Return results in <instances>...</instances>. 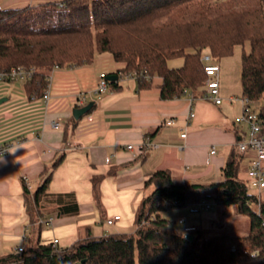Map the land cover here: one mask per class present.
<instances>
[{
  "label": "trees",
  "instance_id": "obj_1",
  "mask_svg": "<svg viewBox=\"0 0 264 264\" xmlns=\"http://www.w3.org/2000/svg\"><path fill=\"white\" fill-rule=\"evenodd\" d=\"M245 42L249 50L241 52V93L250 103L262 101L257 114L264 134V0H61L37 7L0 6V73L24 69L29 101L41 100L54 68L91 65L101 55L119 64L113 75L134 77L137 88H148L159 77L162 100L184 95L194 100L201 98L207 78L203 50L220 60ZM175 58L181 66L169 67ZM2 82L12 81L5 77ZM108 85L118 89L116 80ZM241 158L231 153L221 180L207 184L174 183L168 170L152 172L144 186L153 189L136 209L132 233L87 236L68 248L39 237L43 209L54 207L57 217L78 213L73 193L48 192L57 159L33 193L23 182L25 210L36 236L21 252L0 256V264H232L250 259L264 264V200L239 179ZM100 180L92 178L95 192ZM208 199L235 206L248 218V232L207 237L199 226L188 240L161 216L165 210L197 211L194 207Z\"/></svg>",
  "mask_w": 264,
  "mask_h": 264
},
{
  "label": "crops",
  "instance_id": "obj_2",
  "mask_svg": "<svg viewBox=\"0 0 264 264\" xmlns=\"http://www.w3.org/2000/svg\"><path fill=\"white\" fill-rule=\"evenodd\" d=\"M60 1L0 0V6L37 7ZM117 67L108 55L95 57L91 65L56 67L46 105L27 100L23 85L14 83L11 88L0 81V99H5L0 102V145H11L0 155V256L35 238L36 227L25 210L23 182L33 193L57 159L48 192L73 193L78 205L74 216L57 217L54 207L42 210V221L50 222L40 229V240L47 243L55 238L59 248L87 236L132 233L136 209L153 189L144 182L156 170H168L174 183L217 182L235 152L241 155L240 169L246 174L253 152L241 153L236 146L247 134V125L237 121L241 99L228 95L218 105L188 95L162 100L161 78H153L148 88H137L132 76H119L118 89L94 94L98 72L113 75ZM78 93L93 107L74 122L70 117ZM190 111L194 116L188 119ZM52 120L60 126L50 127ZM168 120L171 125L165 124ZM128 144L133 150L126 148ZM97 176L101 180L95 192L92 178ZM116 215L120 219L107 225L106 219ZM180 217L185 219L181 213ZM185 224L203 230L201 222L195 225L185 219ZM239 264L258 262L250 259Z\"/></svg>",
  "mask_w": 264,
  "mask_h": 264
},
{
  "label": "built area",
  "instance_id": "obj_3",
  "mask_svg": "<svg viewBox=\"0 0 264 264\" xmlns=\"http://www.w3.org/2000/svg\"><path fill=\"white\" fill-rule=\"evenodd\" d=\"M210 59L209 55H202L201 60L203 63H205L204 71L206 74V80L203 84V91L201 98L206 101H212L214 104L218 105L221 103V97L219 95V83L215 79V76L217 75L219 71V66L217 64H207L206 62ZM55 69V68H54ZM53 69V70H54ZM52 70V71H53ZM52 71L48 74V81L49 86L48 89L44 92L41 101L44 105H46L50 99V86L52 81ZM97 81L95 83L93 93L96 95L105 93L110 82L108 80L109 74L105 71H99L97 75ZM5 77L9 78L11 81L15 80H24L26 78V72L21 67L12 68L8 73L3 74L0 73V81L4 79ZM229 100H234V98H230ZM74 107L75 108H81L84 107L87 104L86 97L83 93H78L74 97ZM242 102V114L238 118V123H243L247 125V134L246 136L237 142V149L239 152L243 153L248 150H251L253 152V157L250 162V166L246 172L248 181L252 188L260 190L264 189V134L261 133V127H260V120L258 117V114L251 111L249 106L250 102H248L245 98L241 99ZM194 116V113L192 111L189 112L188 119H191ZM172 120H168L165 122L167 125L172 124ZM50 127L52 128H58L60 124L57 121H50L49 122ZM181 137H185V134H182ZM17 143L20 141H16ZM149 143L146 145L148 146ZM152 145V144H149ZM11 145L10 144H2L0 145V155L6 154L10 150ZM68 147H73L71 144H69ZM126 148L128 150H133V146L131 144L126 145ZM214 149L211 151V153H214ZM106 162L109 161V159L105 160ZM194 208H205L209 209L210 206L205 204V202L198 203ZM120 216H112L108 219H106V224L111 225L116 220H119ZM50 219L45 222V224H49ZM178 225L180 226L179 231L185 236L188 234H192L197 230L196 226L192 225H186L184 217H180L178 219ZM52 246H57L58 240L52 239L51 241ZM17 252H21L23 250L22 246H19L15 249Z\"/></svg>",
  "mask_w": 264,
  "mask_h": 264
},
{
  "label": "rangeland",
  "instance_id": "obj_4",
  "mask_svg": "<svg viewBox=\"0 0 264 264\" xmlns=\"http://www.w3.org/2000/svg\"><path fill=\"white\" fill-rule=\"evenodd\" d=\"M242 48L245 52L249 50L248 42H245L243 46H236L233 53L230 56L221 58L220 60H213L211 57L206 62L207 64H217L219 66V71L215 76V79L219 83V95L221 98H225L228 95L235 96L242 99L241 86H240V58ZM209 55L207 50H203L202 55ZM210 56V55H209ZM182 60L180 58H175L168 61V66L176 68L181 66ZM156 79V77H154ZM17 83L19 86L23 85V80H15L9 82L10 87ZM262 105V101L257 100L251 102L249 108L251 111L258 113ZM240 116L242 114V109L240 103ZM246 125H243L245 128ZM244 160V159H243ZM244 165L243 162L241 164ZM238 177L243 181L249 193L255 194L259 199L264 200V189H254L251 187L247 175L240 169ZM205 204L209 205V209L201 208L197 211H192L189 208H184L180 210H165L161 215L172 222L173 227L180 226L177 224V218L179 213L185 216L186 221H192L195 225L200 224L203 228V233L205 236H213L221 233H230L233 235H244L248 232L249 222L246 216L239 214L235 206H223L218 205L212 199L205 201ZM212 219V223L208 220ZM241 263V262H240ZM239 264V263H232Z\"/></svg>",
  "mask_w": 264,
  "mask_h": 264
},
{
  "label": "water",
  "instance_id": "obj_5",
  "mask_svg": "<svg viewBox=\"0 0 264 264\" xmlns=\"http://www.w3.org/2000/svg\"><path fill=\"white\" fill-rule=\"evenodd\" d=\"M117 77L114 76V75H109L108 76V80L109 81H113V80H116ZM5 99H0V102H3ZM93 107V103L92 102H89L87 103L84 107H81V108H73L72 110V117L75 119V120H79L82 116L86 115ZM187 239L188 240H192L193 239V236L191 234H188L187 235Z\"/></svg>",
  "mask_w": 264,
  "mask_h": 264
},
{
  "label": "clouds",
  "instance_id": "obj_6",
  "mask_svg": "<svg viewBox=\"0 0 264 264\" xmlns=\"http://www.w3.org/2000/svg\"><path fill=\"white\" fill-rule=\"evenodd\" d=\"M185 239L187 238V235L185 234V237H184Z\"/></svg>",
  "mask_w": 264,
  "mask_h": 264
}]
</instances>
